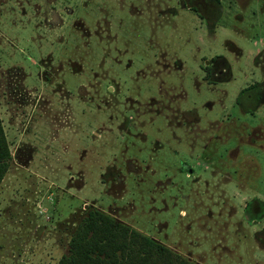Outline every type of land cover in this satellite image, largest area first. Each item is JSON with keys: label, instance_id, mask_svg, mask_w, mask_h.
Wrapping results in <instances>:
<instances>
[{"label": "rangeland", "instance_id": "1", "mask_svg": "<svg viewBox=\"0 0 264 264\" xmlns=\"http://www.w3.org/2000/svg\"><path fill=\"white\" fill-rule=\"evenodd\" d=\"M0 125V264H264V0H0Z\"/></svg>", "mask_w": 264, "mask_h": 264}, {"label": "trees", "instance_id": "2", "mask_svg": "<svg viewBox=\"0 0 264 264\" xmlns=\"http://www.w3.org/2000/svg\"><path fill=\"white\" fill-rule=\"evenodd\" d=\"M9 160L10 153L0 125V182L8 170ZM135 237L129 227L96 209L89 210L59 264H125L130 245L136 243ZM152 245L160 246L150 238H143L140 251L143 248L148 253L154 252ZM162 249L166 252L164 247ZM164 252L159 253V260L166 258Z\"/></svg>", "mask_w": 264, "mask_h": 264}]
</instances>
